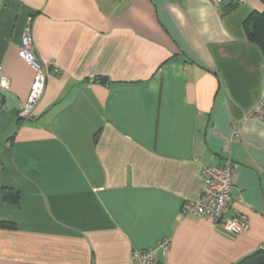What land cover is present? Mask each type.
Returning a JSON list of instances; mask_svg holds the SVG:
<instances>
[{
  "label": "crops",
  "instance_id": "obj_1",
  "mask_svg": "<svg viewBox=\"0 0 264 264\" xmlns=\"http://www.w3.org/2000/svg\"><path fill=\"white\" fill-rule=\"evenodd\" d=\"M263 9L0 0V222L10 224L0 225V264H131L134 248L175 264H234L257 249L264 116L250 112L264 107V55L244 23ZM30 15L38 55L58 71L23 118L34 70L18 46ZM225 163L229 212L249 222L240 233L180 213L199 196L202 167Z\"/></svg>",
  "mask_w": 264,
  "mask_h": 264
},
{
  "label": "built area",
  "instance_id": "obj_2",
  "mask_svg": "<svg viewBox=\"0 0 264 264\" xmlns=\"http://www.w3.org/2000/svg\"><path fill=\"white\" fill-rule=\"evenodd\" d=\"M215 8H221L225 3L237 4L243 0H209ZM18 52L28 62L33 70L29 93L22 104L19 115L23 118L29 117L39 99L41 98L47 78L48 69L56 72L58 67L55 62L48 60L44 62L35 47L32 35V16H28L21 33V42ZM9 79L3 74L0 64V87L7 88ZM1 107V103H0ZM250 115L264 116V107L257 105L250 112ZM239 132L233 128L231 138H237ZM201 185L199 196L194 200L183 202L180 213L183 215L197 214L211 218L220 224L225 230L232 233H240L249 227L247 215L242 212L230 213L229 204L231 201V178L232 168L228 163L210 164L202 167ZM169 244L168 238H163L157 247L166 250ZM264 249V240L259 244ZM156 248H134L131 252V264H175L158 259L155 256Z\"/></svg>",
  "mask_w": 264,
  "mask_h": 264
},
{
  "label": "trees",
  "instance_id": "obj_3",
  "mask_svg": "<svg viewBox=\"0 0 264 264\" xmlns=\"http://www.w3.org/2000/svg\"><path fill=\"white\" fill-rule=\"evenodd\" d=\"M262 1L264 2V0ZM244 27L248 39L258 44L264 55V9L262 11H253L245 20ZM4 197H9L8 190H6ZM17 198L18 194H16V196L11 200H17ZM0 225L9 226L10 224L0 222ZM234 264H264V249L258 247L257 249L242 256Z\"/></svg>",
  "mask_w": 264,
  "mask_h": 264
},
{
  "label": "water",
  "instance_id": "obj_4",
  "mask_svg": "<svg viewBox=\"0 0 264 264\" xmlns=\"http://www.w3.org/2000/svg\"><path fill=\"white\" fill-rule=\"evenodd\" d=\"M97 79L98 80L100 79L101 81H104V78H102V77H98Z\"/></svg>",
  "mask_w": 264,
  "mask_h": 264
}]
</instances>
